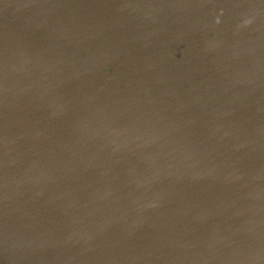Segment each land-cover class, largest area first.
<instances>
[{
    "label": "water",
    "instance_id": "water-1",
    "mask_svg": "<svg viewBox=\"0 0 264 264\" xmlns=\"http://www.w3.org/2000/svg\"><path fill=\"white\" fill-rule=\"evenodd\" d=\"M261 196L264 0H0V264H264Z\"/></svg>",
    "mask_w": 264,
    "mask_h": 264
},
{
    "label": "rangeland",
    "instance_id": "rangeland-1",
    "mask_svg": "<svg viewBox=\"0 0 264 264\" xmlns=\"http://www.w3.org/2000/svg\"><path fill=\"white\" fill-rule=\"evenodd\" d=\"M256 200L257 199L254 200V203L256 202ZM254 203H253V207H254ZM258 203H259V211L257 213V219L258 220L252 224V227L255 228L256 234L260 235L262 233V230H264L263 225H262V224H264V196L263 197L261 196L259 198ZM249 205H251V203ZM193 261L195 263H197L198 259L195 257V258H193ZM202 263L203 264L205 263V261L203 259H202Z\"/></svg>",
    "mask_w": 264,
    "mask_h": 264
}]
</instances>
